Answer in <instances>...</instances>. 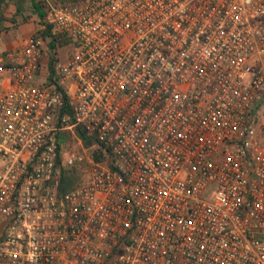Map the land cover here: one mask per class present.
Wrapping results in <instances>:
<instances>
[{
    "label": "built area",
    "instance_id": "1",
    "mask_svg": "<svg viewBox=\"0 0 264 264\" xmlns=\"http://www.w3.org/2000/svg\"><path fill=\"white\" fill-rule=\"evenodd\" d=\"M42 21L0 53V264H264V0Z\"/></svg>",
    "mask_w": 264,
    "mask_h": 264
},
{
    "label": "rangeland",
    "instance_id": "2",
    "mask_svg": "<svg viewBox=\"0 0 264 264\" xmlns=\"http://www.w3.org/2000/svg\"><path fill=\"white\" fill-rule=\"evenodd\" d=\"M15 7L13 4L6 5L5 7V14L7 15L8 18V25L5 29L4 32H11V40L10 44H19L21 40L26 37L27 35L41 30L42 29V18L39 17V15L36 13L34 8L32 7L31 3H28L26 5V9L24 10L23 14H17L14 12ZM12 21V22H11ZM4 40H0V49H6V44ZM15 45V46H16ZM13 47V46H12ZM65 49L60 48L58 50L59 55L64 56ZM49 53V51H48ZM50 54V53H49ZM63 145L65 151L71 150L74 148H79L77 145V140L71 137H66L63 140ZM86 169V166L80 165L78 166V169L73 170L75 174V182L74 183H79L84 180V170Z\"/></svg>",
    "mask_w": 264,
    "mask_h": 264
},
{
    "label": "trees",
    "instance_id": "3",
    "mask_svg": "<svg viewBox=\"0 0 264 264\" xmlns=\"http://www.w3.org/2000/svg\"><path fill=\"white\" fill-rule=\"evenodd\" d=\"M58 3H66V2H76L79 0H54ZM28 3H31L32 7L34 8V10L36 11V13L39 15L40 18H42L43 16V0H0V30L3 24V21L6 20V15H5V7L8 4H13L15 6V13L17 14H23L24 10L26 9V5ZM44 36L48 33V30H42L41 32ZM48 48H49V64H48V69L50 74L53 73V65H54V61L56 59V51L55 49V44L53 42V40H50L48 42ZM76 133L77 135L82 139V141L85 144H90L92 139L86 137L84 131L82 130V128L77 127L76 128ZM64 139V137H63ZM75 174L74 171H70L69 174H66V171H63L62 175H61V180H60V190L61 191H66L67 189H69L70 187H72V185H74L75 183Z\"/></svg>",
    "mask_w": 264,
    "mask_h": 264
},
{
    "label": "crops",
    "instance_id": "4",
    "mask_svg": "<svg viewBox=\"0 0 264 264\" xmlns=\"http://www.w3.org/2000/svg\"><path fill=\"white\" fill-rule=\"evenodd\" d=\"M9 5V4H8ZM15 7V6H14ZM15 12V11H14ZM6 15V14H5ZM9 21H8V18H7V15H6V20H4L3 21V24H2V27H1V30H0V40L2 39V40H4V42H5V44H6V49L7 48H10V47H12V46H15L16 45V43L15 44H10V40H11V32H4L5 31V29L4 28H6L7 27V23H8ZM12 22V21H11ZM3 42V43H4ZM5 49H0V53L2 52V51H4Z\"/></svg>",
    "mask_w": 264,
    "mask_h": 264
}]
</instances>
